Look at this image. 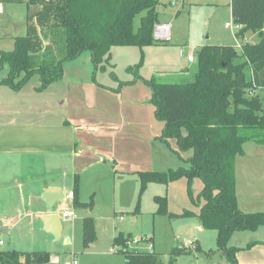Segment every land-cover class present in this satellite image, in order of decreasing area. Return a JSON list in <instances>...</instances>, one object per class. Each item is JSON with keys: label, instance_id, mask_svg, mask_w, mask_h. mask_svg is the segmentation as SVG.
I'll return each instance as SVG.
<instances>
[{"label": "trees", "instance_id": "1", "mask_svg": "<svg viewBox=\"0 0 264 264\" xmlns=\"http://www.w3.org/2000/svg\"><path fill=\"white\" fill-rule=\"evenodd\" d=\"M27 5V33L14 39L12 50H0V70L8 74L0 84L18 91L35 75L41 77L37 90L63 77L64 63L89 51L95 70L105 69L114 46L143 49L156 42L161 0H0ZM232 19L240 28L232 45L202 46L197 53V72L192 82H160L156 76L145 79L152 89L156 115L165 122L161 139L176 140L177 152H191L188 164L170 171L139 172L141 192L151 182L166 183L187 179L188 188L200 177L203 188L198 200L200 211L185 210L181 216L196 215L201 226L217 231V247L230 264H239L242 248L229 245L235 232L256 231L264 226V211L243 212L238 206L235 162L244 155V144H264V0H231ZM140 16L136 28L135 19ZM256 35L257 41H246ZM139 63L128 66L135 78ZM113 78L118 79L114 71ZM129 82V81H126ZM122 83V82H121ZM181 156V154H180ZM75 206L80 201L79 178L74 186ZM167 196L156 195L158 212H167ZM195 201V200H194ZM96 237L92 216L83 220V240ZM131 236H115L113 245L127 246ZM128 241V242H127ZM152 241V238H150ZM197 250H201L199 247ZM125 264H163L160 254L123 249ZM184 252L174 247L169 264ZM214 250L207 251L212 255ZM48 251L0 250L2 264H52Z\"/></svg>", "mask_w": 264, "mask_h": 264}, {"label": "crops", "instance_id": "2", "mask_svg": "<svg viewBox=\"0 0 264 264\" xmlns=\"http://www.w3.org/2000/svg\"><path fill=\"white\" fill-rule=\"evenodd\" d=\"M168 20L169 17L162 18L159 11V24L169 23L171 38L173 24ZM160 42L156 39L153 44ZM118 47L124 46L111 50V57ZM190 52L194 53L193 48L182 55L183 58L187 56L186 63L195 61L189 60ZM113 59L110 58V65L114 64ZM8 70L5 66L0 71V81ZM157 72L161 71H155L153 76ZM111 78L105 79L103 75L100 78L90 53L85 58L81 54L66 61L63 77L44 90H37L41 85L40 76L34 81L32 77L18 91L0 84V222L3 223L0 230L7 235L12 226L24 231L25 247L29 229L39 230L50 238L48 240L60 242L55 243L52 250H26L3 247L4 241L0 250L48 251L50 262L59 264L60 257L53 250L73 244L69 224L78 219V215L76 218L63 217V211L69 206L62 205L61 201L65 199L75 208L74 197L67 195L74 190L76 177L79 178L78 198L86 204L92 200L95 210L97 194L102 191L105 180L113 182L114 191L116 184L129 176L139 177V172L167 169L164 144L157 143L160 132L157 133L158 126L152 119L151 86L142 76ZM248 143L251 142L244 144V155L238 156L235 162L238 206L246 213L255 212L251 207L261 202L253 196L264 195V168H252L244 160L250 158L246 151ZM256 145L258 147L252 145V148L256 151V159H260L263 145ZM249 186L252 189L247 190ZM50 187L62 191L64 197L54 203L52 213L57 216L45 219L48 207L43 197ZM243 191L253 198L242 200ZM89 213L87 210L85 215L93 216ZM81 225L83 230V221ZM199 229L204 230V227L200 225ZM259 229L251 231L256 244L261 241L256 236ZM241 232L244 231L235 232L233 236ZM17 243L19 241H15L16 245L24 246Z\"/></svg>", "mask_w": 264, "mask_h": 264}, {"label": "rangeland", "instance_id": "3", "mask_svg": "<svg viewBox=\"0 0 264 264\" xmlns=\"http://www.w3.org/2000/svg\"><path fill=\"white\" fill-rule=\"evenodd\" d=\"M161 1L163 4H160L158 9L162 18L169 17L168 22L173 24L171 38L169 40H159L161 41L160 44H151L143 49L135 46L118 47L111 57V59L114 57L112 62L115 66L105 62V69L99 66L96 70V73L100 74V78L103 75L105 79H112V71L120 79L132 77L134 75L128 71V66H135L142 59L143 63L138 67V74L143 78L150 79L155 71L160 70L161 72H157L155 75L160 82H192L195 80L197 72V53L202 46L208 44L232 45L239 49V40L237 41L234 36L237 30L226 26L227 22L233 21L231 0ZM3 7L4 12L0 14V50H12L15 37L27 33V5L24 2L5 1ZM177 13L178 17H176ZM139 24L140 16H137L135 19L136 28ZM257 39L256 35L251 33L246 36V41L249 42L257 41ZM239 42L241 43V41ZM115 48L117 46L112 48V52ZM190 48H193L195 61L186 63L187 56L183 58L180 50L184 49L186 53V51H190ZM88 55H90V52L85 51L82 53V58ZM186 68H189L188 71H185ZM38 77V74L35 75L33 81ZM150 105L153 108V122L158 126L157 133L160 132L157 143L162 142L164 144V152L166 153L167 165L165 168L167 169L164 171L168 172L170 169H176L182 165L187 166L188 164L182 157L187 159L191 152L179 153L177 152L178 146L175 139L170 138L168 142L161 139L165 122L156 115V105L152 101V91ZM250 142L246 144V151L250 154V158L246 157L244 160L252 168H264V144H261L263 145V152L260 153V159H256V151L252 148V145L258 146L256 142ZM245 181L246 177H244ZM108 185L109 187H107ZM202 188L203 181L200 177H196L192 183L191 194L187 179L180 178L170 181L168 184L151 182L141 192L140 178L134 175L118 182L114 191H112L113 182L110 183L105 180L102 191L97 194L98 203L95 210V203L91 199L85 206H75V208L71 206L69 201L62 200L61 204L69 206L66 209L74 210L78 215V219L69 224L73 244L68 248L61 247L59 250H53L60 257L59 264H71L74 257H76L74 254L77 255L78 262L82 264H123L125 254L122 251L111 252V248L114 247V238L119 234L124 237L131 236L132 240L127 241L130 250L154 251L160 254L163 264H169L170 252L174 247H179L184 252L178 254L173 264H230L223 251L217 247L216 230L209 228L200 230L201 223L196 215L181 216L185 210L193 211L195 214L200 211L203 201L198 200V194ZM250 189H252V186L247 187V190ZM106 190H109V192ZM156 195L167 196L166 213L158 212V203L155 201ZM248 196L243 191L242 200L255 197V199L261 201L251 207V210L255 212L264 211L263 194H255L253 197ZM87 210L90 211L89 215H93L92 217L95 220L96 237L92 245L83 242L81 223L85 216L87 217L85 215ZM2 224L0 222V226ZM22 233L24 234V231H18L15 226L10 228L8 235L0 230V240L6 242L3 247L13 246L15 248H26V250L49 248L52 250L55 243H60L48 240L49 237L39 230L29 229L25 238L27 240V247H25ZM253 236L254 232L251 231L235 234L233 238L231 237L229 245L248 247L256 239ZM256 236L261 241L252 244L239 257L237 256L241 263L264 264V227L259 229ZM144 237H150L152 241H142ZM137 240H140V242L136 243ZM15 241H19L17 244L22 243L24 246L16 245ZM198 247L201 250H197ZM211 249L214 250L213 254H206Z\"/></svg>", "mask_w": 264, "mask_h": 264}, {"label": "built area", "instance_id": "4", "mask_svg": "<svg viewBox=\"0 0 264 264\" xmlns=\"http://www.w3.org/2000/svg\"><path fill=\"white\" fill-rule=\"evenodd\" d=\"M4 12V7H3V4L0 3V14H2ZM227 27L233 29L235 28L236 30H238L240 28V25L239 24H235L233 21L232 22H227L226 24ZM154 36L156 39L158 40H168L170 38V32H169V25L168 24H157L156 27H155V33H154ZM235 36V34H234ZM238 46H241V43L238 41ZM181 55H184L185 54V50L184 49H181L180 51ZM188 58L189 60L193 61L195 59L194 57V54L192 52H190L188 54ZM68 198H72L74 197V193L73 191H71L68 195H67ZM63 217L64 218H76L77 217V214L72 212L71 210L69 209H65L62 213ZM142 241H148L150 242V237L147 238V237H144ZM140 242V240H137L136 243ZM4 241L3 240H0V245H3ZM130 249L129 246H121V245H114V247L111 248V252H119L120 250H123V249ZM0 264H2L0 262ZM73 264H78V261L77 259L75 258L73 260Z\"/></svg>", "mask_w": 264, "mask_h": 264}, {"label": "water", "instance_id": "5", "mask_svg": "<svg viewBox=\"0 0 264 264\" xmlns=\"http://www.w3.org/2000/svg\"><path fill=\"white\" fill-rule=\"evenodd\" d=\"M63 197H64V195H63L62 191L60 192L59 189H57V188L50 187L46 191V193L43 197L45 202H46V205L48 207V213L46 214L45 219H50V218L53 219V218H55V216H57L55 213H52V209H53L54 203L63 199Z\"/></svg>", "mask_w": 264, "mask_h": 264}]
</instances>
